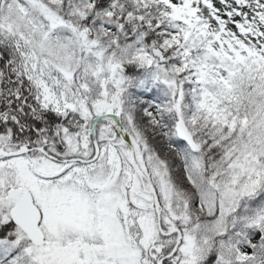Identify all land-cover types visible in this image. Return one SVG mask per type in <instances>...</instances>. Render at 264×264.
<instances>
[{"label":"snow or ice","instance_id":"obj_1","mask_svg":"<svg viewBox=\"0 0 264 264\" xmlns=\"http://www.w3.org/2000/svg\"><path fill=\"white\" fill-rule=\"evenodd\" d=\"M0 264H264V0H0Z\"/></svg>","mask_w":264,"mask_h":264}]
</instances>
